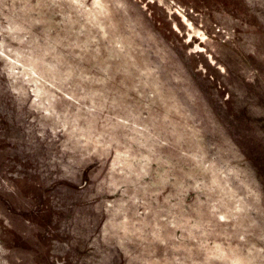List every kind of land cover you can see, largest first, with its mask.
<instances>
[{
	"label": "rangeland",
	"instance_id": "374dc122",
	"mask_svg": "<svg viewBox=\"0 0 264 264\" xmlns=\"http://www.w3.org/2000/svg\"><path fill=\"white\" fill-rule=\"evenodd\" d=\"M0 264H264V0H0Z\"/></svg>",
	"mask_w": 264,
	"mask_h": 264
}]
</instances>
